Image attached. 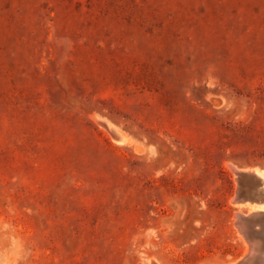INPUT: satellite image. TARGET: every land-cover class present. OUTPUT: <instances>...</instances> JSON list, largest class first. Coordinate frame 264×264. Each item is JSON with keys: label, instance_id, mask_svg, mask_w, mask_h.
<instances>
[{"label": "rangeland", "instance_id": "rangeland-1", "mask_svg": "<svg viewBox=\"0 0 264 264\" xmlns=\"http://www.w3.org/2000/svg\"><path fill=\"white\" fill-rule=\"evenodd\" d=\"M257 167L264 0H0V264H238Z\"/></svg>", "mask_w": 264, "mask_h": 264}, {"label": "bare ground", "instance_id": "bare-ground-1", "mask_svg": "<svg viewBox=\"0 0 264 264\" xmlns=\"http://www.w3.org/2000/svg\"><path fill=\"white\" fill-rule=\"evenodd\" d=\"M97 118V117H96ZM98 119V118H97ZM100 120V119H99ZM97 120V121H99ZM102 120V118H101ZM104 120V119H103ZM106 122V121H105ZM100 123V122H99ZM102 124V123H101ZM107 125H109V122L107 123ZM109 126H112L111 123ZM107 128V126H105ZM112 128V127H111ZM110 129V128H109ZM117 129V128H116ZM110 132V131H109ZM120 132V131H119ZM127 139L126 137L122 134V138L120 140H117L114 138V141L115 142H118V143H123L125 142ZM234 168V167H233ZM232 168V169H233ZM241 169V168H240ZM234 170H236L234 168ZM249 170H253V172H255V176H253L252 178L249 179V177L245 178V177H239L242 179V184H243V187H244V191L247 193L248 191H252L254 192L253 193V201L254 202H248L246 203L249 207L248 211L249 213L246 214V217H252V222H253V227H254V232L258 233L259 235H263L264 236V169H258L257 168H250ZM238 172V171H237ZM239 173V172H238ZM250 173V172H249ZM254 174V173H253ZM238 176V174H237ZM235 199H237V197H235ZM250 198H248L249 200ZM252 199V198H251ZM242 200H244L242 198ZM247 200V199H245ZM244 200V201H245ZM240 201V200H239ZM252 201V200H250ZM238 202V201H237ZM239 203V202H238ZM242 203V202H241ZM245 215V214H244ZM238 218L241 219V214L238 213ZM237 217V216H236ZM239 220V219H238ZM238 224L239 222L236 221ZM242 224V223H241ZM240 226V225H238ZM242 226V225H241ZM243 227V226H242ZM241 229V227L239 228ZM244 231V229H242ZM251 234V233H250ZM250 236V235H248ZM258 236V235H257ZM246 237V236H245ZM247 238V237H246ZM254 238V237H253ZM249 239V237H248ZM252 239V238H251ZM256 239V238H255ZM254 239V240H255ZM258 239V237H257ZM259 240V239H258ZM256 241V240H255ZM250 243V242H249ZM252 243V242H251ZM263 244V243H262ZM260 244L257 242H254V246L252 247L253 249H251V252L253 253H257L256 255V259L257 261H260L261 262V258L262 256H264V254L262 255V252L261 250L263 249H260ZM249 251V250H248ZM247 251V252H248ZM250 253V252H249ZM248 254V253H247ZM246 255V254H245ZM246 257V256H245ZM156 261V260H155ZM238 261H241V260H238ZM259 262V264H260ZM236 263V262H235ZM151 264H154V261L151 262ZM157 264V263H156ZM232 264V263H231ZM264 264V262H263Z\"/></svg>", "mask_w": 264, "mask_h": 264}, {"label": "water", "instance_id": "water-1", "mask_svg": "<svg viewBox=\"0 0 264 264\" xmlns=\"http://www.w3.org/2000/svg\"><path fill=\"white\" fill-rule=\"evenodd\" d=\"M110 132H111V134H112V136L115 138V139H117V140H120L121 138H122V133H120L118 130H116L114 127H112V128H110ZM254 174H253V176H255V172H253ZM249 177V175H247V172L246 171H240L239 173H238V177ZM252 176V177H253ZM239 180H240V187H239V190H240V196H239V198L240 199H242V197L243 196H246V197H248V198H252L251 200L253 201V193L254 192H252L251 190L250 191H248L247 193L244 191V187H243V184H242V179L241 178H239ZM252 195V196H251ZM254 202V201H253ZM240 221H241V223H242V225H243V227H244V230H245V232H246V234L247 235H249L250 234V232L251 231H253L254 230V227H253V222H252V217H246V216H242L241 215V219H240ZM258 243H259V241H258ZM254 246V244L252 245V247ZM251 249H253V248H251ZM261 249V248H260ZM261 252H262V255L264 254L263 253V251L261 250ZM256 255H257V253H253V252H251L250 251V253L248 254V256L246 257V258H244V259H242L238 264H249V262L250 261H252L253 259H255L256 258ZM263 262H264V256H262V258H261V262H260V264H263Z\"/></svg>", "mask_w": 264, "mask_h": 264}]
</instances>
